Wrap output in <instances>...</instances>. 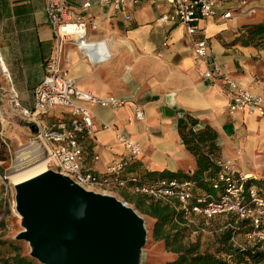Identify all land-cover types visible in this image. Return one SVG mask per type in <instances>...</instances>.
Here are the masks:
<instances>
[{
	"label": "crops",
	"instance_id": "crops-1",
	"mask_svg": "<svg viewBox=\"0 0 264 264\" xmlns=\"http://www.w3.org/2000/svg\"><path fill=\"white\" fill-rule=\"evenodd\" d=\"M68 1L88 21L87 39L97 42L89 57L74 41H65L63 62L70 76L79 88L96 96L126 100L117 110L85 104L99 123L109 124L80 141L87 170L104 175L113 161L127 155L117 139V132H122L142 146L136 159L138 171L192 173L196 157L179 133L181 120L189 114L198 120V129L211 126L217 131V153L223 161L234 163L244 173L264 175V115L229 111L224 81L199 75L194 44L200 35L189 34L183 24L159 22L160 15L171 8L166 0H144L130 7L129 20L98 0H90L87 10L82 7L87 0ZM46 2L0 0V49L8 71L0 70V87L13 88L28 109L34 107V88L44 78L46 62L55 55L56 35ZM238 6L239 1L226 0L201 22L212 55L201 68H212V57H216L242 87L264 96V48L244 45L238 38L243 25L264 21V0H252L232 17L222 15L225 8ZM253 7L257 10L249 12ZM4 105L10 107L9 100ZM137 107L144 111L142 120L135 118ZM68 116L66 107H51L43 115L44 126ZM25 123L34 134L33 123Z\"/></svg>",
	"mask_w": 264,
	"mask_h": 264
},
{
	"label": "built area",
	"instance_id": "built-area-1",
	"mask_svg": "<svg viewBox=\"0 0 264 264\" xmlns=\"http://www.w3.org/2000/svg\"><path fill=\"white\" fill-rule=\"evenodd\" d=\"M102 4L111 5L120 12L126 20L131 18L129 9L144 0H98ZM159 2L162 0H153ZM171 8L159 17L161 24H183L191 35H200L195 41V60L198 64L199 75L211 80L220 77L230 96L228 109L230 112L237 110L248 113L258 112L264 115V96L256 94L242 87L234 76L212 57V68H201L208 64L211 58V46L201 22L216 13V8L223 6L226 0H166ZM239 1L238 7L225 8L222 15L225 18L232 15L240 8L247 6L252 0ZM92 5L90 0L83 3L87 10ZM255 12L256 7L248 9ZM46 13L48 21L56 35L55 55L46 62L43 80L34 88V107L25 108L19 101L18 93L10 88L0 87V186L4 189L7 198L13 189L11 175L21 169L28 161L32 160L40 151L47 155L46 159L54 170L69 175L80 185L96 189L101 192L112 193L117 187L124 186L127 180L121 174L128 164L142 153L139 141L125 133L117 132V139L127 150V155L113 161L104 175H98L87 170L84 150L80 141L94 134L100 127L108 128L106 122L99 123L94 113L85 105L88 102L99 104L117 110L123 107L126 100L115 95L99 97L90 91L78 87L77 80L70 76L68 67L64 64V43L72 40L86 55L92 57V50L97 42L87 39L88 21L78 14L68 0H47ZM0 70L6 74L0 49ZM9 100L10 107L4 105V100ZM5 106V107H4ZM63 106L69 110V116L49 126H44L43 115L51 107ZM7 107V108H6ZM9 113L33 123L36 130L31 145L35 147V154L25 155L22 149L15 151L11 141L5 135V122ZM144 111L137 107L135 118L144 119ZM20 153H17V152ZM15 153V155H13ZM220 173L218 180L213 183L215 193H195V181L192 179L161 177L146 181L136 186L140 192L154 198L176 197L187 210H192L196 215L202 216L206 221L211 218L227 214H237L239 218L251 219L253 229L246 235L248 242L259 241L264 250V196L260 194L255 183L247 184L249 179L264 180V175L256 176L236 169L235 164L220 160ZM131 182H139V177L133 175ZM238 246L237 237L233 238ZM0 264H5L0 260Z\"/></svg>",
	"mask_w": 264,
	"mask_h": 264
},
{
	"label": "trees",
	"instance_id": "trees-1",
	"mask_svg": "<svg viewBox=\"0 0 264 264\" xmlns=\"http://www.w3.org/2000/svg\"><path fill=\"white\" fill-rule=\"evenodd\" d=\"M244 45L264 48V21L243 25L238 37ZM198 120L192 115H185L179 124L181 142L194 154L197 167L192 173L181 171H138L135 158L123 170L121 176L127 180L126 185L115 190L129 203L135 205L143 214L154 222L152 238L161 242L173 257L159 264H264V250L259 241L248 242L246 235L253 229L251 219L239 218L237 214L221 215L223 223L218 226L212 238L203 237L206 219L183 207L176 197L154 198L140 192L136 186L146 181L161 177L192 179L195 181V193H215L213 183L218 180L222 160L218 156V133L211 126L197 128ZM238 170V169H237ZM139 182H131L133 176ZM247 184L255 183L264 196V180L249 179ZM4 189L0 186V196ZM211 218L210 220L215 219ZM200 222V227L196 220ZM209 221V220H208ZM3 224V221L1 225ZM196 234V235H195ZM195 235L194 238H192ZM245 238V245L238 246L233 238ZM0 260L5 264H42L30 254L23 252V243L18 239L3 238L0 235Z\"/></svg>",
	"mask_w": 264,
	"mask_h": 264
},
{
	"label": "water",
	"instance_id": "water-1",
	"mask_svg": "<svg viewBox=\"0 0 264 264\" xmlns=\"http://www.w3.org/2000/svg\"><path fill=\"white\" fill-rule=\"evenodd\" d=\"M14 188L23 227L15 238L28 242L40 263L142 264L148 230L128 201L53 168Z\"/></svg>",
	"mask_w": 264,
	"mask_h": 264
},
{
	"label": "rangeland",
	"instance_id": "rangeland-1",
	"mask_svg": "<svg viewBox=\"0 0 264 264\" xmlns=\"http://www.w3.org/2000/svg\"><path fill=\"white\" fill-rule=\"evenodd\" d=\"M24 126H27V124L25 123V120L21 119L19 116H16L13 113H9L6 117V122H5V135L11 141L14 147L13 149L15 151L22 149L21 152H25L27 153L25 155L30 156L36 153L35 147L29 146L31 145V141L34 137V134L30 132L29 128H26ZM20 128L27 130L26 132L27 135ZM17 153H20V152L18 151ZM13 155H15V153H13ZM46 156L47 155H43L39 151V153L35 155V157L32 160L28 161L24 166L31 164L35 161L41 160V159H46ZM49 168H54V167H51L49 165ZM111 194H114L118 196L119 198L123 199L116 191L112 192ZM15 195H16V192H15V188L13 185V189L11 190L7 198L3 194L0 196V235L3 238L15 239V236L23 229V227L21 226V218L15 208ZM129 204L135 207L134 204L132 203H129ZM138 211L145 218L146 226L148 230L147 242L141 254V259H140L141 263L142 264H159L167 259L172 258L173 257L172 253L168 252L164 248L161 242H158V241L156 242L152 238L151 229H152L154 221L150 217H148L146 214H143L140 210ZM222 219H223L222 217H216L213 220L206 221L207 222L206 226L203 228V231H202L203 237L206 239L212 238V235L215 233V230L217 229V227L222 225L223 223ZM195 220H196V224L198 225V227H200L199 220L198 219H195ZM2 221H3V224L1 225ZM195 235L192 238H194ZM238 239L240 242L245 241V238L243 236L238 237ZM20 241L23 243V252L25 254H29L31 250L29 243L24 240H20Z\"/></svg>",
	"mask_w": 264,
	"mask_h": 264
},
{
	"label": "bare ground",
	"instance_id": "bare-ground-1",
	"mask_svg": "<svg viewBox=\"0 0 264 264\" xmlns=\"http://www.w3.org/2000/svg\"><path fill=\"white\" fill-rule=\"evenodd\" d=\"M49 169L48 159H41L28 164L11 175L13 185L26 181Z\"/></svg>",
	"mask_w": 264,
	"mask_h": 264
}]
</instances>
